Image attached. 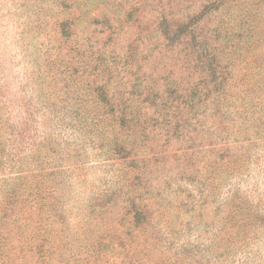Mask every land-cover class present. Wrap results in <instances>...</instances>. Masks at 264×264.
I'll list each match as a JSON object with an SVG mask.
<instances>
[{"label": "rangeland", "instance_id": "obj_1", "mask_svg": "<svg viewBox=\"0 0 264 264\" xmlns=\"http://www.w3.org/2000/svg\"><path fill=\"white\" fill-rule=\"evenodd\" d=\"M0 264H264V0H0Z\"/></svg>", "mask_w": 264, "mask_h": 264}, {"label": "trees", "instance_id": "obj_2", "mask_svg": "<svg viewBox=\"0 0 264 264\" xmlns=\"http://www.w3.org/2000/svg\"><path fill=\"white\" fill-rule=\"evenodd\" d=\"M246 12L248 11V10H245ZM249 16V15H248ZM84 125L87 127V128H89V129H91V130H93V129H96V130H104V132H105V127H104V121L103 120H100V119H97V120H95V121H93V120H91V121H87V122H85L84 123ZM86 128V129H87ZM88 132V131H87ZM103 132V133H104ZM104 135V134H103Z\"/></svg>", "mask_w": 264, "mask_h": 264}]
</instances>
